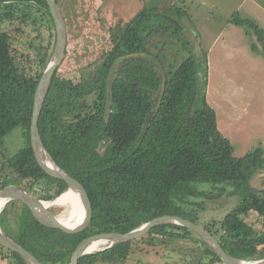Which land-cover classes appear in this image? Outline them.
<instances>
[{
    "label": "trees",
    "instance_id": "1",
    "mask_svg": "<svg viewBox=\"0 0 264 264\" xmlns=\"http://www.w3.org/2000/svg\"><path fill=\"white\" fill-rule=\"evenodd\" d=\"M187 18L189 13L182 7L146 5L130 21L112 27L98 96L90 106L84 104L87 110L75 115L67 127L50 98L54 73L39 119L40 134L59 167L85 186L93 218L85 231L67 234L40 223L22 201L8 202L0 215L2 229L44 264H71L83 239L103 232L127 233L163 215H179L199 224L197 210L205 207L196 199L209 195L203 185L218 190L219 197L230 193L240 199L220 224L214 221L204 227L232 256L264 257V229L257 231L246 220L256 212L264 225V189L251 184L264 167V148L234 155V146L219 129L217 112L207 100L208 53L190 49L184 39ZM3 22L15 27L18 35L0 30V153L5 152L4 138L16 127L21 126L25 140L15 155H6L11 173L0 189L12 181L31 179L26 188L44 182L46 192L40 198L51 200L68 186L41 168L31 145L35 93L44 71H28L14 51L21 45L33 48L36 60L47 66L51 47L45 48L40 27L47 22L55 35L48 1L0 0ZM228 23L251 30L257 38L252 49L260 46L264 51V28L254 19L237 10ZM32 24L38 27L37 36L30 38L24 27ZM176 41L189 54L179 61L167 54ZM71 162L82 177L73 172ZM54 186L59 187L57 194L50 192ZM17 203L19 212L14 210ZM9 211L15 213L16 226H10ZM192 235L202 242L208 258L200 264H225L204 239L177 224L157 225L140 238L86 254L79 264H95L98 258L116 263L128 258L138 242L165 245ZM0 256L28 264L1 243Z\"/></svg>",
    "mask_w": 264,
    "mask_h": 264
},
{
    "label": "rangeland",
    "instance_id": "2",
    "mask_svg": "<svg viewBox=\"0 0 264 264\" xmlns=\"http://www.w3.org/2000/svg\"><path fill=\"white\" fill-rule=\"evenodd\" d=\"M240 1L106 0L104 7L99 8L100 18L96 19L108 21L106 23L114 27L119 23L124 24L130 21L146 5L186 9L190 18L183 20L184 39L191 44L190 49L202 48L208 53L207 100L216 112L218 111L219 129L231 140L234 146V155L238 157L256 147L264 148V56H258L251 49V45L257 43V38L251 30L228 23L232 13L239 9ZM254 1L260 2L264 6V0ZM61 9L66 22L69 17L67 10ZM254 10L244 11L242 16L249 17V11ZM85 15L77 20V22H81L82 27L76 26L79 31L78 34L76 33V39L72 37L68 42V49L61 66L56 71V78L50 93L51 101L61 117L63 127H67L75 115L87 110L84 104L90 106L97 98L104 78L102 64L105 60L104 54L111 47L109 32L105 28L107 25L97 27L99 23ZM112 16L114 17L111 18ZM84 18H88V21ZM92 22H95L96 25ZM47 24V22H42V26H39L43 33L41 40L46 44L45 48L51 47L52 56L56 43V32L54 29L55 35H51L52 28ZM24 28L27 29L26 34L30 38L37 36L35 30L38 27L35 25H27ZM0 30H7L15 36L18 35L15 33V27L4 22L0 24ZM66 30L68 36L67 25ZM70 37L69 33V40ZM20 45L18 44V47ZM14 51L19 55V61L28 71L36 73L45 70V64L36 60L33 48L24 49L21 45ZM167 54L169 58L178 61L189 55L188 51L183 50V43H177V41L168 48ZM24 140L21 126L13 129L4 138V153L6 154L0 153V185L3 179L11 173L6 162V155H15L23 147ZM70 164L73 172L82 177L78 166L72 162ZM12 182L28 190L26 187L32 181L25 179ZM251 184L260 190L264 189V167L255 173ZM202 188L209 192V195L196 199L202 202L205 207L197 210L200 215L198 222L203 226L214 221L220 224L228 212L238 205L240 199L230 193L219 197L218 190L212 189L210 185H203ZM28 191L42 199L41 195L46 192L44 182L35 185L32 190ZM58 191L59 187L57 186L50 190L51 194H57ZM20 207L21 204L17 203L14 210L19 212ZM50 210L55 215H60L64 211L59 206ZM7 215L10 226H16L14 211H9ZM246 220L257 231L264 229L256 212H251ZM5 222L7 223V221ZM5 250L8 249L5 248ZM203 250L202 242L198 240L197 236L192 235L190 238L171 241L165 245L148 246L138 242L133 245L131 254L125 260L114 263L98 258L95 264H200L203 260L208 259L205 258ZM7 259L14 264H19L18 260L13 257Z\"/></svg>",
    "mask_w": 264,
    "mask_h": 264
},
{
    "label": "water",
    "instance_id": "3",
    "mask_svg": "<svg viewBox=\"0 0 264 264\" xmlns=\"http://www.w3.org/2000/svg\"><path fill=\"white\" fill-rule=\"evenodd\" d=\"M47 1L55 25L56 43L53 54L47 66H45L46 68L39 80L35 93L33 117L30 130L31 145L35 157L41 168H43V170L51 177L65 181L68 189H73L81 195L84 210V219L78 226L68 227L67 224L57 218V215H55L50 209L46 208L43 205V201L45 200L35 197L30 191L14 183L0 189V203L1 201L5 200L6 206V204L11 200H20L31 209L34 217L40 223L55 229H59L67 234H78L85 231L89 227L93 218V207L89 194L81 180L65 171L62 167H59V165L51 157L50 153L44 146L39 130V119L42 108L51 89L53 75L61 66V63L64 60L68 41L66 22L58 0ZM44 152L48 155L49 159H47V156L44 154ZM48 160H51L53 165L50 164ZM64 192L61 195H63ZM3 209L0 211V215ZM162 224H177L194 231L198 236H200L207 242V244L214 250V252L225 264H264V257L262 259L252 260L232 256L225 250V248L220 244L216 237L203 225H200L190 219H186L179 215H163L160 217H156L127 233L103 232L89 236L83 239L76 247L75 251L72 254L71 264H79L82 256L93 253L89 252L88 250L90 246L96 241L104 240L108 243L105 247L98 250L101 251L111 247L114 243L128 242L140 238L148 234L155 226ZM0 243L2 244V246H4V248L19 253L28 264H44L32 252H30L16 240L8 236L2 229L1 225Z\"/></svg>",
    "mask_w": 264,
    "mask_h": 264
},
{
    "label": "crops",
    "instance_id": "4",
    "mask_svg": "<svg viewBox=\"0 0 264 264\" xmlns=\"http://www.w3.org/2000/svg\"><path fill=\"white\" fill-rule=\"evenodd\" d=\"M58 2L60 5V8L66 9L68 16H69L68 19H66V25L68 27L67 49H68V42L71 41L72 37H74L76 39V36L79 32L78 29L76 28V26H78V25L81 26V24H80L81 22H77V20H78V18H81L84 14H86L85 16H90L92 21H95V22L97 21L99 23V24H97V27H103L102 25H104V27H105V25H107V27H105V28L109 32V40H110L111 27H113V26L108 25L107 24L108 21L104 22V21L96 20V19L100 18L99 8L104 7L106 0H59ZM238 8H239L238 11L241 13V15H243L242 12H244V11H247L250 9H255L254 11H249L250 12L249 17H247V18L252 17V19H254L260 26H262L264 28V6L260 2H257L254 0H241ZM83 12H85V13H83ZM113 17L114 16H112L111 18H113ZM84 20L88 21V18H84ZM95 22H92V24L96 25ZM240 27H243V26H240ZM243 28H246V27H243ZM69 29H70V31H69ZM85 29L87 30L88 28H85ZM246 29H248V28H246ZM69 33L71 36L70 40H69ZM82 40H83V38H82ZM253 44L251 45V49H252ZM110 46H111V43H110ZM208 52H209V50H208ZM253 52H256L258 56H261V55L264 56V51L261 49V47H259V49L257 51L253 50ZM210 56H211V52H210ZM263 88H264V86H263ZM263 95H264V92H263ZM0 264H14V263H12L9 259H3L0 257Z\"/></svg>",
    "mask_w": 264,
    "mask_h": 264
},
{
    "label": "bare ground",
    "instance_id": "5",
    "mask_svg": "<svg viewBox=\"0 0 264 264\" xmlns=\"http://www.w3.org/2000/svg\"><path fill=\"white\" fill-rule=\"evenodd\" d=\"M44 154L47 156V159H49L48 155L45 152ZM48 161L53 165L51 160ZM5 203V200L1 201L0 211L4 208ZM43 205L48 209L57 206L63 208L64 211L60 215H57V218L67 224L68 227L78 226L84 219V210L81 195L73 189H67L63 195L55 199L43 201ZM107 244L108 243L104 240L96 241L90 246L88 251L93 253L98 252L99 249L105 247Z\"/></svg>",
    "mask_w": 264,
    "mask_h": 264
}]
</instances>
